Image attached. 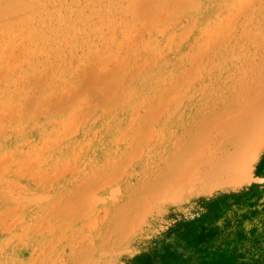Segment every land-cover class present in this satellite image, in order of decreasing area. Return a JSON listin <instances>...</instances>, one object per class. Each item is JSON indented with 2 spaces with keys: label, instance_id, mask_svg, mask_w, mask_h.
Segmentation results:
<instances>
[{
  "label": "rangeland",
  "instance_id": "rangeland-1",
  "mask_svg": "<svg viewBox=\"0 0 264 264\" xmlns=\"http://www.w3.org/2000/svg\"><path fill=\"white\" fill-rule=\"evenodd\" d=\"M4 9L0 264H264V0Z\"/></svg>",
  "mask_w": 264,
  "mask_h": 264
},
{
  "label": "bare ground",
  "instance_id": "bare-ground-1",
  "mask_svg": "<svg viewBox=\"0 0 264 264\" xmlns=\"http://www.w3.org/2000/svg\"><path fill=\"white\" fill-rule=\"evenodd\" d=\"M197 2V1H196ZM4 5V4H3ZM14 5L15 6H13L12 5V8H9V9H13V8H17L18 9V7H20V6H18L19 4H15L14 3ZM20 5H21V3H20ZM176 5V4H175ZM196 5V4H195ZM5 6V5H4ZM3 6V7H4ZM16 6H18V7H16ZM22 6V5H21ZM6 7V6H5ZM8 8H6V9H8ZM22 8H23V6H22ZM22 8H21V10H22ZM93 8H95V7H93ZM185 8V7H184ZM3 9V8H2ZM23 11V10H22ZM163 11V10H162ZM185 11V10H184ZM17 12L19 13L20 11L19 10H17ZM168 12V11H167ZM21 13V12H20ZM12 14H13V12H11L10 10H0V17H2V18H5V16L6 17H8L9 15L10 16H12ZM15 14H16V12H15ZM198 14V13H197ZM14 15V14H13ZM17 15V14H16ZM24 15V14H23ZM60 15V14H59ZM64 16V15H63ZM92 16V15H91ZM182 16V15H181ZM25 16H22V18H24ZM91 18V17H90ZM98 18V17H97ZM216 18V17H215ZM33 19V18H32ZM64 19V18H63ZM115 19V18H114ZM17 20L18 21H15V23L16 22H19V19H18V17H17ZM24 20H25V18H24ZM24 20L22 21V20H20L23 24H24ZM93 21V20H92ZM99 21V20H98ZM174 21V20H173ZM165 22V21H164ZM5 23V22H4ZM14 23V24H15ZM21 23V24H22ZM10 24H12L11 23V21H10ZM10 24H9V30H10ZM94 24V23H93ZM212 24H214V23H212ZM216 24V23H215ZM44 25V24H43ZM7 26H8V24H7ZM6 26V27H7ZM24 26H26V25H24ZM0 27H1V25H0ZM6 27H4V29H6ZM28 27V26H27ZM45 27V26H44ZM12 28L13 29H15L14 27H13V25H12ZM31 28H33V27H31ZM1 29L2 28H0V31H1ZM13 29H12V31H13ZM17 29V28H16ZM16 29H15V31H16ZM24 29V28H23ZM211 29H213V28H211ZM17 30H19V29H17ZM33 30V29H32ZM206 30H208V29H206ZM11 31V30H10ZM20 31H23L22 29H20ZM20 31H18V32H20ZM54 31V30H53ZM209 31H210V29H209ZM2 32H4V30H2ZM26 32V31H25ZM21 33V32H20ZM26 33H28V31L26 32ZM25 33V34H26ZM2 34V33H1ZM6 34V33H5ZM17 34H19V33H17ZM16 34V35H17ZM50 34V33H49ZM3 35V34H2ZM11 35H12V37H13V34L11 33ZM27 35H29V34H27ZM95 35V34H94ZM5 36H7V35H5ZM36 36V35H35ZM37 36H39V35H37ZM1 37V36H0ZM19 37H20V34H19ZM29 37V36H28ZM31 37V36H30ZM112 37V36H111ZM2 39V38H1ZM21 39V38H20ZM12 40V39H11ZM25 41H26V39H25ZM38 41V40H37ZM76 41V40H75ZM2 42H4L3 40H2ZM27 42V41H26ZM34 42V41H33ZM47 42V41H46ZM45 42V43H46ZM12 43V42H11ZM30 43V42H29ZM49 43V42H48ZM21 44V43H20ZM28 44V43H27ZM3 45V44H2ZM30 45V44H29ZM10 46V45H9ZM8 46V47H9ZM43 46V45H42ZM21 47H23V46H21ZM18 49V48H17ZM34 49V48H33ZM32 50V49H31ZM37 51V50H36ZM38 51H40V50H38ZM6 53V52H5ZM21 53H24V52H21ZM32 53V52H31ZM13 54V53H12ZM28 54H30V52L28 53ZM225 56V55H224ZM52 57V56H51ZM6 59V58H5ZM21 59H23V58H21ZM8 60V59H7ZM224 60V59H223ZM38 61V60H37ZM222 61V60H221ZM225 61V60H224ZM224 61H222V62H224ZM10 71V70H9ZM213 93V92H212ZM262 116H264L262 113H259L258 115H256L255 117H253V118H251L249 121H245V124L244 125H242V127H241V129H240V133H239V137H238V140H237V143L241 146L240 148H242V151H241V153L238 155V157L237 158H233L232 159V161H230V163H228L224 168L225 169H222L221 170V168L219 169V168H215V167H213V168H211L209 171H208V174H206V176H205V178H204V183L206 182V183H210V184H212V185H214V184H216V183H220V182H222L223 180H227L228 182V186L230 187H236V186H238V185H240L241 183H242V181H243V177H244V175L243 174H241V175H238V174H236V170H239V169H237V166H235V164L237 163V165H238V167H239V165H240V162H241V160L242 159H245V161L246 160H248L251 156H252V154L254 153H250L249 155H247V156H245V150H247L248 148H249V146L250 145H252L254 142H253V140L250 142V138L252 137V135L255 133V131H256V129H258V130H261V129H263L264 128V126H261L260 125V127L259 128H256L260 123H264L263 121H262V119H264V117H262ZM263 133V132H262ZM205 145V144H204ZM260 145V142H255L253 145H252V151H254L255 149H257L258 148V146ZM203 147V146H202ZM205 147L207 148V146L205 145ZM248 147V148H247ZM208 149H209V147H208ZM200 151V150H199ZM202 152V151H201ZM200 152V153H201ZM210 152H209V150H208V154H209ZM211 153H212V151H211ZM199 154V153H198ZM208 154H207V156H208ZM216 154V153H215ZM212 155H213V153H212ZM206 156V157H207ZM246 157V158H245ZM224 158V157H223ZM37 160V159H36ZM213 160L211 159V162H212ZM243 162H244V160H243ZM194 163V162H193ZM203 163V162H202ZM200 164V163H199ZM214 164H216V163H214ZM194 165V164H193ZM195 166V165H194ZM202 167V166H201ZM206 169V168H205ZM208 170V169H207ZM226 171V173H232V175L231 176H229L228 178L227 177H222V176H225V175H223V172H225ZM205 172V171H204ZM205 173H207V172H205ZM236 174V176L235 177H232L233 175H235ZM190 175V174H189ZM188 175V176H189ZM185 176H187V175H185ZM187 176V177H188ZM189 177H191L192 179L194 178H196V180H194V181H197L198 183L199 182H201V180L199 181L198 179H197V176H189ZM189 177L187 178V180L185 181V182H188V181H190V179H189ZM186 178V177H185ZM184 178V179H185ZM226 178V179H225ZM183 179V180H184ZM189 179V180H188ZM191 179V180H192ZM175 180V179H174ZM206 180V181H205ZM232 180H234V182L230 185V181H232ZM194 181H193V183H194ZM169 182H171V183H168V185H166V186H169V184H173L174 185V187H175V190H179V189H176V187H177V183H179V181H173L172 182V180L171 181H169ZM190 182H192V181H190ZM189 183V182H188ZM196 183V182H195ZM180 184V186H182V184H184V182H180L179 183ZM187 184V183H186ZM190 184V183H189ZM188 184V185H189ZM169 186V187H172V186ZM196 185V184H195ZM166 186H165V188H166ZM197 186V185H196ZM186 188H190V186L189 187H187V186H185ZM165 188H164V190H165ZM183 188V187H182ZM172 189V188H171ZM191 189V188H190ZM167 190V189H166ZM184 190H185V188H184ZM169 191V190H168ZM165 192V191H164ZM172 192V191H171ZM19 193V192H18ZM27 193V192H26ZM174 193H176V192H174ZM173 194V193H172ZM38 196V195H37ZM161 196L163 197L164 195L163 194H161ZM25 197V196H24ZM23 197V198H24ZM49 197V196H48ZM35 197H33V199H34ZM37 198V197H36ZM32 199V198H31ZM40 198H38V200H39ZM93 199V198H92ZM16 200V199H15ZM18 200V199H17ZM36 200V199H35ZM37 200V201H38ZM41 200V199H40ZM45 200H46V198H45ZM29 201V200H28ZM88 204H90V203H88ZM85 207V206H84ZM24 241H22V243H23ZM25 244V243H24Z\"/></svg>",
  "mask_w": 264,
  "mask_h": 264
},
{
  "label": "trees",
  "instance_id": "trees-1",
  "mask_svg": "<svg viewBox=\"0 0 264 264\" xmlns=\"http://www.w3.org/2000/svg\"><path fill=\"white\" fill-rule=\"evenodd\" d=\"M261 175L264 176V173H262Z\"/></svg>",
  "mask_w": 264,
  "mask_h": 264
}]
</instances>
